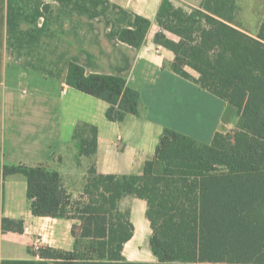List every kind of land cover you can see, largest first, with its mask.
Here are the masks:
<instances>
[{
	"label": "trees",
	"instance_id": "16d2710c",
	"mask_svg": "<svg viewBox=\"0 0 264 264\" xmlns=\"http://www.w3.org/2000/svg\"><path fill=\"white\" fill-rule=\"evenodd\" d=\"M237 2L203 0L193 8L162 0L156 18L161 29L154 38L175 53V73L236 108L235 129L217 131L207 143L165 127L142 173L103 174L92 165L76 199L57 170L4 166L6 176L26 177L34 215L78 220L73 250L40 245L34 254L66 264L264 263V25L256 36L244 31L236 21ZM151 24L137 14L135 27L123 28L119 39L140 49ZM66 82L107 102L110 121L141 115V93L124 76L87 74L71 62ZM84 127L90 136H83ZM75 135L80 155L96 153L97 126L80 123ZM156 160L162 164L159 174ZM128 196L147 202L156 262L131 261L124 254L135 231L131 209L121 207ZM3 229L23 232L24 222L4 218Z\"/></svg>",
	"mask_w": 264,
	"mask_h": 264
},
{
	"label": "crops",
	"instance_id": "0c3cea01",
	"mask_svg": "<svg viewBox=\"0 0 264 264\" xmlns=\"http://www.w3.org/2000/svg\"><path fill=\"white\" fill-rule=\"evenodd\" d=\"M175 1L193 8L203 2ZM161 2L0 0V264H66L33 251L40 245L73 250L72 228L78 222L34 215L26 177L6 176L5 165H44L57 170L76 198L82 194L92 165L103 174L142 173L145 162L154 159L165 127L207 143L217 131L228 132L230 121H225L224 114L229 103L175 73V53L155 42L161 29L156 21ZM137 14L152 22L140 49L119 39L123 28L135 27ZM236 21L256 36L264 25V0H238ZM167 34L175 41L180 39ZM71 62L82 65L87 74L126 77L129 86L141 93V115L110 121L107 102L67 84ZM186 69L199 77L194 69ZM80 123L98 128V148L93 155L79 153L75 132ZM82 132L84 137L91 135L89 128ZM154 171L162 172L158 160ZM121 207L131 209L135 225L134 236L125 244L134 258L125 249L124 254L131 261L156 262L147 244L151 227L146 200L128 196ZM4 218L22 220L24 231L4 230ZM146 246L150 253L143 259Z\"/></svg>",
	"mask_w": 264,
	"mask_h": 264
},
{
	"label": "rangeland",
	"instance_id": "374dc122",
	"mask_svg": "<svg viewBox=\"0 0 264 264\" xmlns=\"http://www.w3.org/2000/svg\"><path fill=\"white\" fill-rule=\"evenodd\" d=\"M228 106L229 107L225 110V114L224 115H225V121H230V125H229V128H228V131H230V130L235 129V127H237L238 115L236 113V108L234 106H232L231 104H229ZM209 112H210V110H208V114H209ZM210 115H211V113H210ZM83 189H84V187H83ZM83 189H82V192H83ZM80 195H78V197H76V198H79ZM78 232H79V230H78ZM148 241H149V238H147V244H149ZM129 248H130V245H128L127 249H129ZM125 253L129 256V258H134V254H132L131 252H129L126 249H125ZM149 253H150L149 248H148V246H146V251L143 250V252L141 253L142 254V258L143 259H147Z\"/></svg>",
	"mask_w": 264,
	"mask_h": 264
},
{
	"label": "built area",
	"instance_id": "2783aa9c",
	"mask_svg": "<svg viewBox=\"0 0 264 264\" xmlns=\"http://www.w3.org/2000/svg\"><path fill=\"white\" fill-rule=\"evenodd\" d=\"M37 248H38V246L35 247V249H37Z\"/></svg>",
	"mask_w": 264,
	"mask_h": 264
}]
</instances>
